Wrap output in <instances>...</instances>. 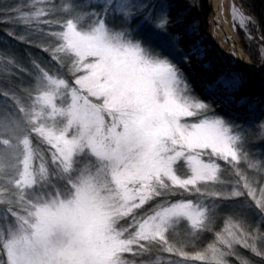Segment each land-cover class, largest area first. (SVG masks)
<instances>
[{
  "label": "snow or ice",
  "instance_id": "6c2138e0",
  "mask_svg": "<svg viewBox=\"0 0 264 264\" xmlns=\"http://www.w3.org/2000/svg\"><path fill=\"white\" fill-rule=\"evenodd\" d=\"M169 8L28 0L0 10L24 25L7 35L46 54L25 66L0 51V264H254L236 245L264 264V231L250 219L264 224V161L249 154L248 129L217 112L241 78L224 73L198 94L181 62L204 52L183 50ZM205 233L215 239L198 248Z\"/></svg>",
  "mask_w": 264,
  "mask_h": 264
},
{
  "label": "rangeland",
  "instance_id": "374dc122",
  "mask_svg": "<svg viewBox=\"0 0 264 264\" xmlns=\"http://www.w3.org/2000/svg\"><path fill=\"white\" fill-rule=\"evenodd\" d=\"M10 1L12 2V5L9 6L8 8L9 10H11L12 8L16 6L23 7L28 3V0H10ZM209 4H210V0H209ZM233 5L239 8L244 13V15L249 17V20L246 23V26L241 27L239 20L233 19V13H232ZM13 15H15V13H13ZM8 19L9 18L6 16H2L0 18V22L4 24L3 28L5 30V31L0 30V51L6 49L8 52L14 53L23 62L25 66H27L30 58H36L37 60L44 59L46 57V54L42 53L39 48L24 44L23 42L18 41L14 39L13 37L7 35L8 31H14L17 35L23 34L24 32L23 24L5 22ZM228 21L236 37L237 43L241 45V37L244 36L246 38L247 46L251 48L253 52H256L257 54V57H258V61H256L257 66L260 68H263L264 67V46L262 45V39L259 35L258 25L254 17L250 15L246 7H244L241 0H233L231 11L228 17ZM210 24H211V20H210ZM210 24H209V28H210ZM33 39L35 40L36 38L33 37ZM207 43L208 41L206 39L202 40L198 38L197 40L193 41L191 45V49L193 48V46H196L202 49L204 52V55L206 56V58L203 57V59H200V60H198L195 57V61L203 69L206 76L208 77L207 81L197 80L198 85L201 87V90H203L202 92L204 94H206L205 85L212 83L220 75L224 73H236L232 70L226 69V61L221 51L216 47L206 45ZM245 53L250 57V55L246 51ZM2 72H3V64L0 63V88L4 87L5 84L8 83V81L4 79ZM237 74H239L241 78V85L238 91L232 94V100L229 101L228 103L234 104L236 107L238 106L239 108H241V110L242 108H244L245 111L249 110L251 112L250 114L244 117L243 115L236 114L235 112H231V111L229 112L228 110H225V111L228 112L230 115H232V119H235L243 127L248 129L250 136L248 139V143L246 144V148L249 154L258 161H264V116L262 117V113L264 111V84L263 82H261L262 84V89L260 91L261 93L260 95L256 97L255 101L253 100V96L252 97L246 96L243 99L237 101L234 99L235 95L240 94L241 88L245 87L249 83L245 75L241 73H237ZM25 79L27 78L25 77ZM12 82L18 83L19 81H17L15 77H13ZM219 106L222 107L221 104H219ZM246 120H248L249 125L247 124L243 125L242 122ZM248 174L252 175L253 174L252 170L249 169ZM252 215L257 217L258 220L256 223L259 224L260 227L264 226V224H260L259 216L255 214H252ZM217 227L218 228L214 229V231L222 230L223 228L222 220L217 222ZM181 231H183V229H181ZM214 239L215 237L213 235L212 240ZM236 248L239 253H242L240 252L241 250H243V252L251 253L248 249L244 248L242 245H236ZM163 255L166 259H172V260L180 259L179 257L170 256L169 254H163ZM153 259H155V257H153ZM228 260L230 264H238V261L235 256L228 257ZM188 264H202V262L200 261L188 262Z\"/></svg>",
  "mask_w": 264,
  "mask_h": 264
},
{
  "label": "trees",
  "instance_id": "16d2710c",
  "mask_svg": "<svg viewBox=\"0 0 264 264\" xmlns=\"http://www.w3.org/2000/svg\"><path fill=\"white\" fill-rule=\"evenodd\" d=\"M6 1V2H5ZM10 0H0V10L9 8L12 5ZM178 1V3H177ZM242 4L250 15H252L258 25V31L260 37L264 36V0H241ZM165 3L170 5L169 13L173 19L176 17H182L183 23L178 26L176 29L182 35L181 46L185 52L191 50L192 42L198 38H204L207 36L209 30V0H164ZM180 2V3H179ZM3 15H0V18ZM4 24L0 22V30H4ZM195 29V31H193ZM262 45L264 46V40H262ZM241 46L242 48L250 55L251 60L256 63L258 57L256 52H253L251 48L247 46L246 38L241 37ZM191 64L187 65L181 62V66L185 74L189 77V81L195 91L200 94L202 97L205 95L201 90V87L198 85L197 80L207 81V76L203 69L195 61V56L190 57ZM257 64V63H256ZM248 84L241 88L240 94L235 95V100H241L246 96L252 97L253 100H256V97L260 95L262 89L261 81L246 75ZM217 112L224 116L225 118H232L228 112L225 111L221 106H217ZM264 116V111L262 117ZM243 125H249L248 120L242 122ZM252 215V214H251ZM251 221L257 222L256 216H250ZM218 228V227H217ZM261 230L264 231V226L261 227ZM213 233H205L200 241H197V247L202 248L206 247L208 243H211L213 240ZM188 250V249H187ZM239 253L241 256L246 257L254 262V264H262L261 258L254 256V254L249 252H243L241 250ZM249 253V254H247Z\"/></svg>",
  "mask_w": 264,
  "mask_h": 264
},
{
  "label": "bare ground",
  "instance_id": "6f19581e",
  "mask_svg": "<svg viewBox=\"0 0 264 264\" xmlns=\"http://www.w3.org/2000/svg\"><path fill=\"white\" fill-rule=\"evenodd\" d=\"M232 2L233 0H212L211 24L207 33L208 43L206 45L218 48L224 55L227 66L246 72L259 73V80L264 84V70H261L264 67H258L243 51L230 27L228 17ZM204 58H206L205 55ZM242 110L245 111L244 108Z\"/></svg>",
  "mask_w": 264,
  "mask_h": 264
},
{
  "label": "water",
  "instance_id": "95a60500",
  "mask_svg": "<svg viewBox=\"0 0 264 264\" xmlns=\"http://www.w3.org/2000/svg\"><path fill=\"white\" fill-rule=\"evenodd\" d=\"M211 3H212V0H210V6H209V12H210V15H212V5H211ZM228 68H229V69H232V70H234V71H236V72H241V73H244V74H246V75H249V76H252V77H255V78H258V79H259V73L246 72V71H243V70H241V69H239V68H234V67H232V66H228ZM261 70H264V69H261ZM225 107H226L227 109H229V110H232V108H231L228 104H226Z\"/></svg>",
  "mask_w": 264,
  "mask_h": 264
}]
</instances>
